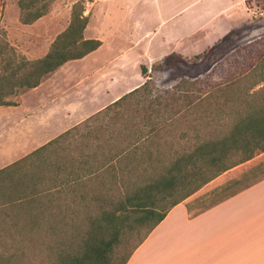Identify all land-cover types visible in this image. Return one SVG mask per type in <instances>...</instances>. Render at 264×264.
Returning <instances> with one entry per match:
<instances>
[{"label":"rangeland","instance_id":"obj_1","mask_svg":"<svg viewBox=\"0 0 264 264\" xmlns=\"http://www.w3.org/2000/svg\"><path fill=\"white\" fill-rule=\"evenodd\" d=\"M77 1L84 3L85 14L89 15L85 36L102 39L106 46L87 60L71 61L65 70L48 76L40 91L22 90L8 97L18 105L0 106V169L108 106L121 85L111 86L106 81L99 86L102 93L94 98L89 94L96 88L89 80V72L108 67L111 56L118 52L123 63L120 73L132 83L140 81L141 65H146L148 71L144 78L151 83L150 91L131 98L119 107L120 110L91 121L92 127L103 126L116 131L129 129V139L152 153L151 157L139 153V158L145 162L150 158L168 162L175 154L188 153L206 139L229 131L235 118L230 114L232 104L229 101L243 97L245 89L247 92V88L257 81L249 69L254 68L264 51V0H246L239 6V27L222 38L217 36L228 23L227 15L237 17L231 9L218 20L209 18L203 22L191 20L196 19L201 8L193 6L175 20L162 22L156 18L144 20L143 16L136 15L135 7H130L128 0H43L49 3L46 14L26 24L21 19L19 0H0V67L12 60L17 63L23 58L44 57L56 37L70 24L72 8ZM184 7L181 5L178 9ZM203 23L212 26L219 23V27L209 26L208 30L181 41L180 46L177 42H168L165 37L173 28L187 32L191 26ZM181 50L188 55L182 57L189 66L210 63L201 72L189 75L181 65L167 62L168 55ZM138 62H141L139 67ZM238 75L236 90L242 93L221 90ZM260 87L257 84L249 91ZM159 151L162 152L160 157ZM260 160L258 158L257 162ZM250 165H241L235 171L237 176ZM142 174L141 177L147 175ZM255 180L250 173L248 179L233 186L232 191ZM67 195L70 204L64 206L66 220L56 221L55 216H51L46 226L74 225L73 217L78 212L79 216H84L86 205L72 202L75 198L72 192ZM209 202L206 199V205ZM11 220V216H0V223L10 225ZM0 240L14 242L12 246H17L21 239L13 241L12 236L1 230ZM37 240L39 237L28 241L26 255L14 256L9 264H50L45 245Z\"/></svg>","mask_w":264,"mask_h":264},{"label":"trees","instance_id":"obj_2","mask_svg":"<svg viewBox=\"0 0 264 264\" xmlns=\"http://www.w3.org/2000/svg\"><path fill=\"white\" fill-rule=\"evenodd\" d=\"M42 1L19 0L24 23L31 24L46 14L49 3ZM85 11L83 2L73 5L70 24L44 57L12 60L0 67V106L18 105L8 97L37 87L66 62L81 59L103 44L99 38L85 36L89 23ZM167 62L181 65L189 75L210 63L189 66L175 52L168 55ZM253 67L249 70L257 81L247 92L245 89L243 97L229 101L230 114L235 117L229 131L206 139L188 153L175 154L168 162L140 159L139 153L150 157L152 153L129 139V129L91 125V121L120 110L131 98L147 94L151 83L146 80L84 123L1 168L0 216H11L13 223H0V231L13 241L21 240L17 246L0 240V264L26 255L28 241L35 237L45 245L50 264H127L174 206L220 174L264 152V51ZM141 70L146 75V65H141ZM238 78L221 90L242 93L236 90ZM257 84L261 87L250 92ZM142 173L147 174L145 179ZM250 173L230 186L244 183ZM115 189L120 190L111 193ZM71 192L75 197L72 202L86 205L84 216L78 212L74 225L46 226L51 216L56 221L66 220L64 206L70 204L67 194Z\"/></svg>","mask_w":264,"mask_h":264},{"label":"crops","instance_id":"obj_3","mask_svg":"<svg viewBox=\"0 0 264 264\" xmlns=\"http://www.w3.org/2000/svg\"><path fill=\"white\" fill-rule=\"evenodd\" d=\"M245 3L246 0H128L129 6L135 7L136 15L143 16L144 20L156 18L162 22L175 20L180 15L188 13L189 8L193 6L201 8L196 19H191L192 21L204 22L209 18L215 21L219 16L220 18L224 16L226 10H233L237 17L227 15L225 20L228 23L217 38H222L239 27L238 15L241 14V10L238 7ZM181 5L185 7L178 9ZM209 26L212 25L195 24L187 32L173 28L165 37L168 42H177L180 46L181 41L208 30ZM215 26L219 27V23L211 28H216ZM104 46L106 43L103 42L97 50L76 60L85 61ZM181 51L175 53L188 56ZM71 61L48 76L63 70ZM122 64L118 52L111 56L108 67L89 72L91 73L89 80L96 87L89 94L94 95V98L101 94L99 86L106 84V81L111 86L121 85L123 88L114 93L110 100L111 104L145 82L143 73L140 81L135 83L122 76L120 73ZM140 64L141 62H138V67ZM47 77L32 89L40 91ZM258 158H261L259 162ZM243 164H251L250 169L237 176L235 171ZM250 171L256 180L232 191L234 188L230 186L232 182L241 179L243 174ZM228 186L230 188H227ZM206 199L210 201L207 205ZM127 264H264V152L220 174L174 206L134 251Z\"/></svg>","mask_w":264,"mask_h":264}]
</instances>
